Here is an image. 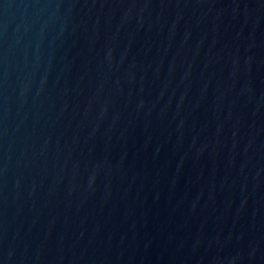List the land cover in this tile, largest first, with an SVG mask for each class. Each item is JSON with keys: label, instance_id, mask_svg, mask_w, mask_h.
Instances as JSON below:
<instances>
[{"label": "water", "instance_id": "95a60500", "mask_svg": "<svg viewBox=\"0 0 264 264\" xmlns=\"http://www.w3.org/2000/svg\"><path fill=\"white\" fill-rule=\"evenodd\" d=\"M0 264H264V0H0Z\"/></svg>", "mask_w": 264, "mask_h": 264}]
</instances>
